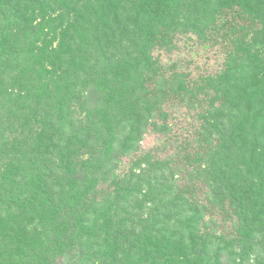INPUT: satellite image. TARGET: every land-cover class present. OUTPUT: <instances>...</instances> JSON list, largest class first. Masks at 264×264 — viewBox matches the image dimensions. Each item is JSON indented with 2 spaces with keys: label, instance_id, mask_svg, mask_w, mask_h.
<instances>
[{
  "label": "trees",
  "instance_id": "1",
  "mask_svg": "<svg viewBox=\"0 0 264 264\" xmlns=\"http://www.w3.org/2000/svg\"><path fill=\"white\" fill-rule=\"evenodd\" d=\"M0 264H264V0H0Z\"/></svg>",
  "mask_w": 264,
  "mask_h": 264
},
{
  "label": "rangeland",
  "instance_id": "2",
  "mask_svg": "<svg viewBox=\"0 0 264 264\" xmlns=\"http://www.w3.org/2000/svg\"><path fill=\"white\" fill-rule=\"evenodd\" d=\"M153 145H154V137H152L151 135L147 136L146 139H144L143 141V146H144L143 148L147 149L148 147Z\"/></svg>",
  "mask_w": 264,
  "mask_h": 264
}]
</instances>
